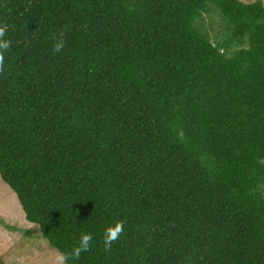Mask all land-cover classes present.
I'll return each instance as SVG.
<instances>
[{"label": "trees", "instance_id": "16d2710c", "mask_svg": "<svg viewBox=\"0 0 264 264\" xmlns=\"http://www.w3.org/2000/svg\"><path fill=\"white\" fill-rule=\"evenodd\" d=\"M4 23L0 176L60 253L92 235L68 264H264V0H0Z\"/></svg>", "mask_w": 264, "mask_h": 264}, {"label": "rangeland", "instance_id": "374dc122", "mask_svg": "<svg viewBox=\"0 0 264 264\" xmlns=\"http://www.w3.org/2000/svg\"><path fill=\"white\" fill-rule=\"evenodd\" d=\"M204 23L213 38L223 37L225 22L217 11L205 14ZM58 253L26 219L15 191L0 176V264H56Z\"/></svg>", "mask_w": 264, "mask_h": 264}, {"label": "clouds", "instance_id": "9594fccd", "mask_svg": "<svg viewBox=\"0 0 264 264\" xmlns=\"http://www.w3.org/2000/svg\"><path fill=\"white\" fill-rule=\"evenodd\" d=\"M9 25L7 23L0 24V73L5 70L6 54L12 46L10 39H7ZM65 47L64 33L61 32L55 39L53 44V52L60 53ZM124 232V223L118 221L113 225L108 226L103 234V243L106 251L111 250L112 245L119 240L120 236ZM92 235L90 233H82L77 244L72 248L70 252L58 253L55 257L56 264H68L69 260H78L82 253L87 252L91 248Z\"/></svg>", "mask_w": 264, "mask_h": 264}]
</instances>
